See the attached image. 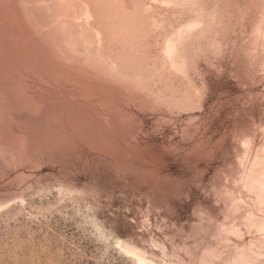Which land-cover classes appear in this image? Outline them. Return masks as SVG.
I'll return each mask as SVG.
<instances>
[{"label": "rangeland", "instance_id": "rangeland-1", "mask_svg": "<svg viewBox=\"0 0 264 264\" xmlns=\"http://www.w3.org/2000/svg\"><path fill=\"white\" fill-rule=\"evenodd\" d=\"M0 264H264V0H0Z\"/></svg>", "mask_w": 264, "mask_h": 264}]
</instances>
